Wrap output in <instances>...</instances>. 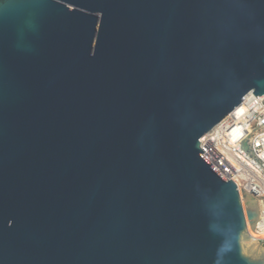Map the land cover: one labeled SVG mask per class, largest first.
I'll list each match as a JSON object with an SVG mask.
<instances>
[{"label":"water","instance_id":"1","mask_svg":"<svg viewBox=\"0 0 264 264\" xmlns=\"http://www.w3.org/2000/svg\"><path fill=\"white\" fill-rule=\"evenodd\" d=\"M252 95L264 0H0V264H264L201 149Z\"/></svg>","mask_w":264,"mask_h":264},{"label":"built area","instance_id":"2","mask_svg":"<svg viewBox=\"0 0 264 264\" xmlns=\"http://www.w3.org/2000/svg\"><path fill=\"white\" fill-rule=\"evenodd\" d=\"M203 157L227 180L255 197L264 234V97L247 98L201 142Z\"/></svg>","mask_w":264,"mask_h":264}]
</instances>
